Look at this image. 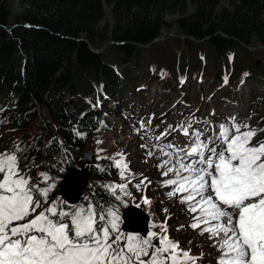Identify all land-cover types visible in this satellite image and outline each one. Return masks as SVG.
Returning <instances> with one entry per match:
<instances>
[{"label": "trees", "instance_id": "obj_1", "mask_svg": "<svg viewBox=\"0 0 264 264\" xmlns=\"http://www.w3.org/2000/svg\"><path fill=\"white\" fill-rule=\"evenodd\" d=\"M190 2L192 12L188 0H18L20 10L12 24V4L0 0V106L8 101L6 116L23 128L37 114L34 108L20 111V106L37 102L48 110L55 129L40 145L57 182L79 167L89 180L106 176L81 156L92 133L106 116L112 117L107 104L118 108L125 87L136 96L134 80L144 72L142 49L164 31L174 27L187 39L207 40L216 60L233 46L264 47V0ZM174 15L168 22L166 17ZM120 64L126 70L119 77L113 67ZM21 143L19 167L28 174L36 149L27 140ZM27 176L40 183L33 170ZM101 193L95 185V196ZM104 199L94 198L102 207Z\"/></svg>", "mask_w": 264, "mask_h": 264}, {"label": "rangeland", "instance_id": "obj_2", "mask_svg": "<svg viewBox=\"0 0 264 264\" xmlns=\"http://www.w3.org/2000/svg\"><path fill=\"white\" fill-rule=\"evenodd\" d=\"M10 2L12 4L10 20L14 24L20 8L18 0ZM188 2V11L192 12L193 4L190 0ZM176 18L177 15L166 17L168 22ZM143 48L145 49H142L144 52L140 63L144 72L140 74L139 79L134 80L137 96L128 92L129 87H125L124 101L121 96L117 98L120 109L109 102L107 107L110 108L112 117L106 116V122L92 133L84 149L83 154L91 153L95 167L106 176L101 180L90 179L77 205L70 206L58 196V193L54 195V192L59 190L60 183L57 182V177L53 178L49 174L47 160L40 145L51 138L49 136L53 135L55 129L54 122L52 121V126L50 124L48 110L45 107L37 102L20 106L18 108L20 111L27 112L34 108L37 114L36 120L23 128L16 126L10 121L11 117L6 116L4 110L10 107L8 101L4 107L0 106V153L17 148L24 140L30 142L36 149L32 155L34 166L28 174L23 172L22 174L29 175L31 170L37 175L46 172L52 179L44 183L42 177L38 175L41 188L55 183V187L49 192L47 203L42 197L39 198L42 208H47L56 201L58 207L70 210L80 206L87 207L89 204L97 205L94 198L99 200L105 198L104 201H100L103 207L106 205L119 208L121 217L119 225L123 231L122 215L129 207L139 205L137 208L149 218V232L159 233L161 225L166 223L167 234L179 241L181 248L190 247L192 255L203 252V258L198 264H216L219 253L213 247V241L208 239V233L200 235L199 229L194 230L188 226L193 222L192 215L195 214L189 213L187 205L180 203V195L173 198L167 195L171 187L165 186L164 181L175 178V173H169L168 176L162 173L175 163L161 165L169 159L163 154L164 151L174 150L163 146L169 143L181 148L190 146L192 133L199 131L203 138V126L210 119L213 122L209 124L210 133L205 141L209 137L215 140L218 125L231 123L230 117H235L237 123L249 124L251 128H264V103L259 104L264 99V66H261L264 63V47L258 44L248 47L233 46L225 51L222 59L216 60V54L207 40L187 39L172 27L164 31L151 45ZM113 57L115 58L114 55ZM118 66L119 68L114 66L113 69L120 77L121 71L124 72L126 68L121 64ZM218 91L221 92L217 95ZM225 92H228L230 97L237 98L239 103L222 100L221 95L229 97L224 94ZM100 104L99 108L103 113L104 107ZM141 117H146L144 128L139 124ZM181 124L184 127L191 125L189 135L183 134L179 127ZM162 133L167 134L157 140L156 137ZM263 134L264 132H258L252 143L264 140ZM100 149L103 151H99ZM121 153L124 154L129 169L125 173V179H121L120 169L115 166V161L120 159L117 154ZM144 178L147 180L140 184ZM116 184H127L126 191L130 195L123 197L127 206L116 200L106 187ZM137 184H140L139 188L136 187ZM95 185L102 191L101 196L98 194L95 196ZM116 195H122L119 189ZM144 197L151 203L145 204ZM40 210L37 209V212ZM114 239L115 235L112 236V240Z\"/></svg>", "mask_w": 264, "mask_h": 264}, {"label": "snow or ice", "instance_id": "obj_3", "mask_svg": "<svg viewBox=\"0 0 264 264\" xmlns=\"http://www.w3.org/2000/svg\"><path fill=\"white\" fill-rule=\"evenodd\" d=\"M229 120L218 125L215 140L205 141L195 131L190 146L164 145L174 151H164L169 159L161 166L173 164L175 157V164L162 173L174 172L175 178L164 185L171 187L169 198L180 195V203L195 214L188 226L199 229L200 235L208 233L219 253L216 264H264V140L252 143L264 128L237 123L235 117ZM179 127L189 135L191 125ZM19 150L0 153V264H198L203 258V252L192 255L190 247L181 248L167 234L166 223L159 233L150 231L146 237L125 234L119 225V208L89 204L68 210L56 201L42 208L38 197L47 203L55 183L41 188L22 174ZM117 155L115 166L125 179L128 164L124 154ZM38 175L44 183L52 179L46 172ZM106 187L127 206L123 199L130 195L127 184ZM118 189L122 195H116ZM143 202L151 203L147 197Z\"/></svg>", "mask_w": 264, "mask_h": 264}, {"label": "water", "instance_id": "obj_4", "mask_svg": "<svg viewBox=\"0 0 264 264\" xmlns=\"http://www.w3.org/2000/svg\"><path fill=\"white\" fill-rule=\"evenodd\" d=\"M81 159L85 161L87 166L95 165L91 153L82 154ZM88 181L89 177L84 169H70L66 172L65 177L60 183L58 196L69 205H76L80 201L82 193L87 188ZM129 218H131V220H129ZM122 220V230L125 233H138L145 237L149 233L148 216L135 206L129 207V209L122 215Z\"/></svg>", "mask_w": 264, "mask_h": 264}, {"label": "bare ground", "instance_id": "obj_5", "mask_svg": "<svg viewBox=\"0 0 264 264\" xmlns=\"http://www.w3.org/2000/svg\"><path fill=\"white\" fill-rule=\"evenodd\" d=\"M173 163H175V157H173L172 159ZM169 178V177H168ZM71 182V181H70ZM129 220H131V218H129Z\"/></svg>", "mask_w": 264, "mask_h": 264}]
</instances>
